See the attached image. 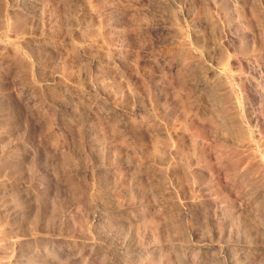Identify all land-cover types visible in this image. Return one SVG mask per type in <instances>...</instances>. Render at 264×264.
Returning <instances> with one entry per match:
<instances>
[{"label": "rangeland", "instance_id": "374dc122", "mask_svg": "<svg viewBox=\"0 0 264 264\" xmlns=\"http://www.w3.org/2000/svg\"><path fill=\"white\" fill-rule=\"evenodd\" d=\"M0 264H264V0H0Z\"/></svg>", "mask_w": 264, "mask_h": 264}]
</instances>
